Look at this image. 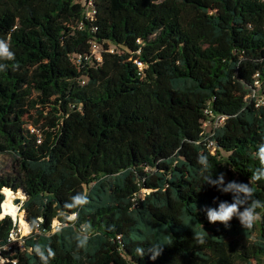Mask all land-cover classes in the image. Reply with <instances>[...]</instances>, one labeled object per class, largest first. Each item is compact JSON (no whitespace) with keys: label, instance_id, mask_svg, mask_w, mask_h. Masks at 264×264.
Masks as SVG:
<instances>
[{"label":"trees","instance_id":"16d2710c","mask_svg":"<svg viewBox=\"0 0 264 264\" xmlns=\"http://www.w3.org/2000/svg\"><path fill=\"white\" fill-rule=\"evenodd\" d=\"M88 2L0 0V39L15 53L0 60V156L13 162L0 189L25 193V224L43 219L11 254L19 219L0 220L1 254L41 264L39 244L55 251L50 264H264V219L252 230L237 218L209 223L206 209L233 194L206 184L197 163L207 155L206 175L249 182L264 202V180L250 179L264 140V105L252 97L257 74L264 90V0H92L93 21ZM92 41L102 62L77 67L71 57L90 55ZM207 109L227 117L213 137L224 160L202 144ZM78 192L91 203L53 233ZM82 225L90 239L78 249Z\"/></svg>","mask_w":264,"mask_h":264},{"label":"clouds","instance_id":"9594fccd","mask_svg":"<svg viewBox=\"0 0 264 264\" xmlns=\"http://www.w3.org/2000/svg\"><path fill=\"white\" fill-rule=\"evenodd\" d=\"M15 53L11 51V46L9 42L5 39H0V60H14ZM6 69L5 64H0V71ZM256 158H258L260 167L257 168L251 176L252 182H258L264 180V140L258 145V150L255 153ZM197 163L201 166L200 171L203 174V179L206 184L216 187L220 192L223 193H232L233 202H220L218 208H207V220L209 223H220L225 226V228L230 227V222L233 218L239 220L240 225L243 229L252 230L257 221H261L264 217L257 211V209L264 208V202L254 198V190L250 186V183H242L232 181L225 186V174L220 173L217 178L213 179L212 175H206L205 173L209 170V159L208 156L201 153L198 155ZM5 193H10L9 189H0ZM20 198L23 200L22 194L17 193L16 196H13L12 199ZM219 198L216 197L213 200V203L216 202ZM7 207L5 204H0V220H3L6 215H11L13 221L15 222L16 213L19 210L18 205L11 204L6 196ZM91 203L89 196L84 192H78L77 194L70 197V200L64 203V209L69 210L63 215L62 221H55L53 226V233L62 232L69 222H76L78 220V210ZM243 208V211H241ZM43 223L42 218H35L31 222H26L25 224V234L31 235L33 232L39 230L40 224ZM91 230V225L87 227L81 226L80 234L76 235V246L78 249H83L88 246L89 235L88 232ZM15 237H13L14 239ZM195 239L198 243H204L203 236H196ZM162 246L159 244L151 245L147 249V253H150V259L156 260L162 254ZM33 251L35 255L39 258L41 264H50V261L55 258V251L51 246L42 247L39 244L33 246ZM137 255L143 257L146 252L144 248L138 247L136 249ZM0 264H5L3 259H0Z\"/></svg>","mask_w":264,"mask_h":264},{"label":"built area","instance_id":"2783aa9c","mask_svg":"<svg viewBox=\"0 0 264 264\" xmlns=\"http://www.w3.org/2000/svg\"><path fill=\"white\" fill-rule=\"evenodd\" d=\"M95 14H96V11L93 6V2L92 0H89L87 10H86L87 20L93 21ZM80 29H82V26L80 27ZM90 44H91L90 55L85 56V57L82 55H73L71 57L73 64H75L77 67H81L82 62L84 60L85 61H96L98 63L102 62V54L104 52L102 44L95 42V41L94 42L92 41ZM135 64L138 66L139 71L143 72L144 64L140 61H135ZM85 80H86L85 78L82 79V84H85ZM254 86H255V90H254V93L252 94V97H257L256 106L260 107L264 105V90L262 89L258 74L255 77ZM204 112L206 115L209 116V118L212 121L204 122L203 124L204 130H206V127H208V125L210 126V129L209 131H207L209 133V136L202 141V144L207 150H209L213 154L212 148L215 146L217 148V144L213 139L215 130L224 125V122L226 121L227 117L221 114H215L211 109H207ZM38 143H41V136H39L38 138ZM149 192H150L149 190L142 189L140 192V195L144 197V195ZM55 221H58V220H55ZM54 222L52 225V232H53ZM13 237L15 238L13 239ZM25 237H26L25 234L22 233V230L20 228H18L17 230H12L9 234L7 245L3 248V250L6 253H10V254L13 253L16 249L24 250L25 249L24 247ZM0 259H3L5 264H16V260H11L8 257H4L1 254V251H0Z\"/></svg>","mask_w":264,"mask_h":264},{"label":"rangeland","instance_id":"374dc122","mask_svg":"<svg viewBox=\"0 0 264 264\" xmlns=\"http://www.w3.org/2000/svg\"><path fill=\"white\" fill-rule=\"evenodd\" d=\"M77 1H79L82 5L85 6L87 0H77ZM225 122H224V124H225ZM209 129H210V126L208 125V127H206V131H209ZM212 150H213L214 156H216L219 160H224L226 154L220 153L221 151H219L218 148H216V146L213 147ZM12 164H13V162L9 156H3V155L0 156V170L1 171H3L6 174L12 172ZM21 213L24 214V212H20V209H19L18 212L16 213L15 218L17 220L19 219L18 220L19 221V228L22 230V233L24 234L25 233V221H24V218L20 217ZM24 216H25V214H24ZM25 236H27V235L25 234Z\"/></svg>","mask_w":264,"mask_h":264},{"label":"water","instance_id":"95a60500","mask_svg":"<svg viewBox=\"0 0 264 264\" xmlns=\"http://www.w3.org/2000/svg\"><path fill=\"white\" fill-rule=\"evenodd\" d=\"M21 194H22V196H23V200H21L20 198H16V199H12V204H14V205H18V206H22L23 205V203L25 202V200H26V195H25V193L22 191L21 192ZM16 196V195H15ZM20 207H19V209H20ZM6 216H9V215H6ZM11 217V216H10ZM12 218V217H11ZM13 219V218H12ZM15 222H16V219H15Z\"/></svg>","mask_w":264,"mask_h":264},{"label":"bare ground","instance_id":"6f19581e","mask_svg":"<svg viewBox=\"0 0 264 264\" xmlns=\"http://www.w3.org/2000/svg\"><path fill=\"white\" fill-rule=\"evenodd\" d=\"M21 194V193H20ZM15 195H17V194H15V193H13L12 191L10 192V193H6V196L8 197V200L11 202V204H12V197L13 196H15ZM7 203V202H6ZM6 207H7V205H6ZM16 219V218H15ZM16 221H17V219H16ZM23 222V221H22ZM25 234V233H24Z\"/></svg>","mask_w":264,"mask_h":264}]
</instances>
